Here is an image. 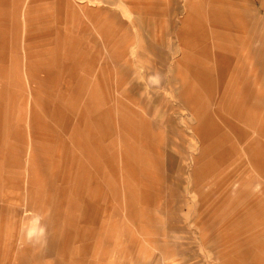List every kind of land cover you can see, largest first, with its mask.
I'll return each mask as SVG.
<instances>
[{
  "label": "crops",
  "instance_id": "obj_1",
  "mask_svg": "<svg viewBox=\"0 0 264 264\" xmlns=\"http://www.w3.org/2000/svg\"><path fill=\"white\" fill-rule=\"evenodd\" d=\"M49 1L57 4L54 13L48 9L38 13L31 10V21L45 22L46 20V24L31 25V33H28L31 60H27V64L29 68L31 67V74L39 75L46 83L52 84L54 90H57L56 88L59 90L55 92L57 95H33L30 114L31 130L46 135L53 129L40 117L41 114L47 115L56 110V107L51 105L56 99L66 109L68 106L72 107L71 109L78 107L79 117L76 122H73L70 117L72 114L67 115L66 112V131L69 132L72 143L80 153L72 155L67 151L64 130L56 131V141L53 144L34 141L33 150L27 162L29 184L26 190L31 206L33 193L31 191L36 180L34 169L39 166L34 150L40 151L43 155V163H46V167L50 161L53 164L55 160L56 163L59 162L57 177L60 179V185L56 186V190L60 198L53 211L64 212L65 207H68L79 213V218L68 219L70 224L66 227L75 229V238L83 248L79 249V254L80 252L82 254L87 243L90 244V239L97 237L95 243L101 246L103 245L100 242L102 232H105L106 238H110L113 231L111 228L105 231L102 228L99 232L100 236H96L97 233L94 234L87 229L89 218H93L91 213H96L97 210L94 202H82L81 197L89 196L90 191H94L96 202L97 197L103 194L102 185L106 182L107 176H110L117 186H108L111 192L109 194L117 196L121 189L120 194L124 196V210L130 223L135 221L137 200L141 205L147 206L146 209H142L143 211L146 212L150 208L153 212V205H155L154 210L159 211L162 202V183L165 179L164 172L180 175L181 164L176 157L183 155L180 147H183L184 141L189 139L184 136L178 137V123L174 119L169 121L171 126L169 130L177 135L170 137L161 127L164 113L163 108L159 110L161 106L163 107V98L159 95H154L152 101L147 97L143 99L144 95H129L125 102L115 95H93L94 87L92 95L85 98L82 91L86 80L82 77L94 74L95 84L108 82L111 77L110 59L114 65L117 62L126 61L123 59L127 57L126 50L131 36L107 10L98 9L78 16L72 11L74 9L70 6L69 0ZM6 3L5 0H0V6ZM62 3L69 4H67L69 8H66L67 13ZM132 3L137 4L135 7L140 10L139 13L135 12L138 15L136 23L139 24L140 29L135 34L151 37L149 47L152 46L156 55L159 52L163 55L166 49L179 52L178 59H172L171 63H167V67H181L174 74L180 86L177 99L195 120L190 140L198 138L201 141L200 155L197 158L194 157L195 166L190 172L192 178L190 190L201 197V204L208 209V211L204 209L203 212L209 213L202 216L205 220L201 226L200 236L203 241L214 236L220 246L236 240L240 238V235L236 234L240 227L233 229L234 232H229L227 229L219 230L225 220L222 213L231 209L240 196L249 197L247 182L249 180L259 182L256 173L261 174L264 179V142L260 140L264 138V29L261 26L262 20L253 22L261 14L260 11H253L256 3L259 6L260 0L257 2L255 0H139ZM69 9H72L71 12ZM111 18H113L112 22H110ZM7 19L0 11V77L11 75L10 70H13V66L7 71L6 65L14 62L18 49L15 34L18 29L16 21L12 18L15 26L7 28ZM246 20H253L251 21L253 24L249 25L250 27L245 25ZM10 35L12 39L9 38ZM95 35L99 39H96ZM254 35L258 40L263 36V40L261 45L253 46L252 49L256 51L257 56L249 65L244 63L245 60L248 61L245 59L244 51L251 47ZM168 37H171V42ZM170 46L173 47L170 48ZM63 51L73 52V62L62 56ZM66 69L74 73L75 70H79V73L72 79L64 80L62 75L63 71L66 73ZM174 76L169 82L170 85L174 82ZM125 77L126 74L118 76L115 78L117 80L115 83L120 85ZM190 78L192 81H189ZM6 90L5 87L0 88V200L3 201L5 198L4 202L7 203L16 196L11 192H4V186L7 187L12 181L17 182L14 185H18L19 181L18 188L20 187L21 157L24 155V148L19 144L15 146L16 142L22 139L23 133L18 125H14L15 121L9 122L8 111L12 110V103L16 99ZM102 105L103 108L100 109ZM83 108L89 112L95 126L108 128L110 164L107 170L100 169L99 154L102 156L105 154L104 147L93 146L96 144L95 140L85 141L77 130V125L83 124V120L80 119ZM62 109L63 107H60L57 110ZM151 116H154V124L150 120ZM229 132L235 135L237 143L240 142L238 144L241 145L242 157L250 167V175L247 178L235 180L237 186H234V189L237 191L238 188V197H232L230 200L231 197L228 199L226 195L224 199L225 195H221L212 201L210 198L217 189L221 188L224 178L220 182H206L202 188L200 181L203 180V176L212 173L216 164L222 163L226 157H231L232 151H238L239 147L232 144L231 151L219 150L213 159L208 158L214 149L222 148L226 143H230ZM8 161L11 165L7 164ZM79 161L80 164L81 161L90 162L96 168L99 180H95L96 177L79 167L73 170L72 168L76 167ZM173 163H176V171H172ZM8 166L19 167V174L15 177L3 176L2 173L8 169L11 170L7 168ZM168 178L171 176L166 179ZM69 181H73L74 185H69ZM258 185L260 186L259 194L253 195L251 202L248 203L250 204L248 211H251L249 222H247L249 227L256 229V232L250 236L251 243L249 241L256 252L253 259L250 258L243 264H264V218L257 223L254 217L264 210V183ZM137 187L140 191H136ZM227 189L230 190L229 187L223 190ZM9 195L12 196L10 199ZM71 195L77 196L79 200H70ZM45 202V199H39L37 204H34V210L43 209ZM3 210L4 208L0 209L1 212ZM113 211V216L116 217V210ZM219 211L221 212L218 214ZM154 221L156 224L164 222L162 218L156 216ZM200 221L201 219H197L196 224ZM161 234L165 239L167 235L164 232ZM55 236L67 239L66 242H68L74 235L68 234L61 228ZM59 245H61L58 249L60 257L66 256L68 248L65 247L66 245L60 243ZM157 247L162 254H173L176 251L173 247L169 248L163 239ZM142 250L143 245L134 240L133 244L125 249L124 256L138 258L135 253L138 251L141 253ZM226 262L223 260L218 264H229ZM235 264L238 263L235 261Z\"/></svg>",
  "mask_w": 264,
  "mask_h": 264
},
{
  "label": "rangeland",
  "instance_id": "obj_2",
  "mask_svg": "<svg viewBox=\"0 0 264 264\" xmlns=\"http://www.w3.org/2000/svg\"><path fill=\"white\" fill-rule=\"evenodd\" d=\"M5 1L7 3L0 6V11L5 15L6 19L9 18L6 20L8 25L7 28L12 25L15 26L13 22L16 21L18 29L15 34L18 40V49L15 56L16 61L14 59L12 64L6 65L7 71L13 66V70H10L11 75L9 77H0V88H7L6 91L16 99V101L12 103V110L8 111V114H10L9 122L15 121L16 124L14 125H18V128L23 133L21 136L22 139L16 142L15 146H18V144L21 145L24 148V155L21 157L22 164L20 172L22 176L20 187L18 188V179H16L18 185H14V183L17 182L12 181L7 187L4 186V192H11L16 197L14 198V196L12 197L9 195V199L12 197V200L7 203L4 202L5 198L3 201L0 200V209L4 208L3 212L0 211V264H218L223 260H226L229 264H235V261L238 264H243L244 261H248L250 258L253 259L256 250L254 249L255 247H252V244H250V236L256 232V229H252L247 223L249 222V212L251 211H248L250 207L248 203L251 202L250 200L253 195L259 194L260 186L258 184L264 183L263 176L256 173L255 175L259 179V182H252L251 180L247 182V189L250 191L249 197L240 196L238 200L234 202L231 209L229 208L222 213L225 220L223 221L222 227H219V230L224 231L227 229L229 232H234L233 229H238L240 227L236 232L237 235H240V238L221 246L218 244L217 240H215L214 236H210L206 241H203L200 232L202 231V223L205 220V218L203 219V215L207 213L203 211L204 209L208 211V209L201 204V197L190 190L192 186L190 172L195 166L194 157L197 158L200 155L201 141L198 138L190 140L195 120L189 115L184 105L177 99L180 86L177 79L175 80L174 74L180 66L167 67V63H171L170 61L172 59H178L179 52L166 49L163 55L161 52L156 55V52L152 50V46L149 47L151 43L150 39L152 38L146 35H142L141 37L135 34L137 30H140L139 24L136 23V17H138V15L135 12L139 13L140 10L135 7L137 4H133L132 2H138L139 0H69L70 6L74 9H69V12L72 10L78 16L89 12L92 13L91 11L98 9L102 11L107 10L111 16H115L117 23L119 22L124 30L126 29L131 36L126 50L127 57L123 59L126 61H120L114 65L110 59L109 70L111 77L108 79V82L104 81L102 84H95L96 78L94 74H88L85 75V77L82 75V78L86 80V84H83L84 88L82 94L85 98L88 95H92V88L95 87L93 95H115V97L119 96L125 102H127L126 97L129 95H144L143 99L147 97L150 101L154 99V95L161 96L163 98V107L161 106L159 110L163 108L164 113V120L161 123V127L168 132L170 137L178 134L179 138L184 136L189 139L184 141L185 145L183 147H180V151L183 155L178 156L176 153L178 157L174 155L178 159L179 164H181L182 170L180 175L177 176L174 172H164L165 179L162 183L163 192L161 208L159 207V211L154 210L155 205H153V212L150 208L145 212L142 209H146L147 206L141 205L137 200V210L134 214L135 221L132 223L127 220V213L123 205L124 196L120 194L121 189L118 191L117 196L109 194L111 192L108 186H117L114 184L113 178L107 176L104 185H102L103 183L100 181V185L103 186V194L97 197L96 202L94 201V191H90L89 196L81 197L80 199L82 202H94V205H96L95 209L97 211L96 213H91L93 218H89V223L86 226L90 232L94 234L97 233L96 236H100L99 232L102 228L104 231L107 228H111L113 235L112 237L110 236V238H106L105 232H102L100 237L102 239L100 242H102L103 245L101 246L100 244L97 246L95 243L97 237L96 239H90V244L87 243L86 247L84 245L85 251L82 252V254L81 252L79 254V249L82 248V244L75 238V229L73 227H66L70 224L68 219H74L75 217L79 218V213L74 211L73 208L71 209L68 207H65L66 209L64 212L56 213L53 211L60 198L56 190V186L60 185V179L57 177L59 162L57 161L56 163L54 159L55 163L53 164L52 161H50L49 165L46 167V163H43V155L37 150H34V152L37 154V163L39 166L34 169V177L36 180L35 186L31 191L33 193L31 194L30 206L26 190L29 184L27 162L33 150V142L39 141L53 144L56 141V131L64 130L67 151L72 155H78L80 152L72 143L69 132L66 131V112L68 113L67 115L72 114L70 117L73 119V122L78 120L79 115L78 107L71 109L72 107L68 106L66 109V107L56 99V101L51 104L53 107H56V110L54 112H49L47 115L41 114L40 117L43 122L52 126L53 129L46 135L31 130L30 114L33 95H57L55 92L59 90L58 88L54 90L53 85L46 83L39 75L38 77L31 74V67H28L27 60H31L29 58L31 49L28 45V33H31V25L37 26L46 24V20L45 22H42V20L37 22L35 20L31 21V10L38 13L48 9L54 13L57 4L49 0ZM255 1L257 2V0ZM67 4L68 3H62L66 13L69 8V4ZM259 6L256 3L253 7V11H260V16L254 21H251L256 23L262 20L261 26L264 29V0H260ZM11 17L14 21L11 20ZM112 21L113 18H111L110 22ZM251 21L246 20L245 25L249 26L253 24ZM32 22L34 23L32 24ZM9 38L12 39V35H10ZM96 39H99V37L96 36ZM168 39L171 42V37H168ZM262 40L263 36L258 40L257 36L254 35L251 47L249 46L250 48L248 47L244 51V55L246 56L245 59L248 60L247 62L245 60L244 63L249 65L253 63V59L257 55L256 51L252 48L253 46L256 47L259 46V44L261 45ZM175 45L174 43V46ZM116 47L115 45V48ZM171 47L173 46H170V48ZM62 53L63 57H67L73 62V52L63 51ZM166 55L167 59L165 60ZM78 73L79 70H75L74 73L66 69V73L63 71L62 76L64 80H69ZM123 74H126L124 82L120 85L116 84L115 82H117V80H115V78ZM256 74L259 75L257 72ZM173 76L174 82L170 85L169 82L173 80ZM189 81H192V79L190 78ZM190 83L192 84V82ZM60 107H63V109L57 110ZM101 108H103V105L100 109ZM83 109L84 111L82 110V114H80V119L83 120V124L77 125V130L81 138L85 141L91 142L95 140L96 144L93 146L104 147L105 154H103V156L99 154V159L101 161L100 169L107 170L108 164H110L108 128L103 129L98 125L95 126L96 124L93 123L89 112L85 108ZM171 119H174L178 123L177 128H179V130L177 134L169 130L171 129L169 124ZM150 120L154 124V116H151ZM55 122H57V124ZM229 136L231 139L230 143H226L222 148L214 149L211 152V156L207 155L208 158L211 157L213 159L214 156L219 153V150L222 152L225 150L231 151L232 144L239 147L238 151H232L233 154H231V157H226L222 163L216 164L214 170L211 171L212 173L203 176V180L200 181V186L202 188L206 182H220L224 178L221 188L217 189L210 198L212 201H214L217 196L221 195H225L224 199H226V195L228 199L231 197L230 200L232 197H238V188L237 191L234 189V186H237L235 180L238 178H247L248 175H250V167L245 158L242 157L241 145L238 144L240 142L237 143L235 135L231 132H229ZM18 138L17 136L16 139L18 140ZM260 140L264 142V138ZM239 155L241 157H239ZM7 164L11 165L9 161ZM76 165V167L72 168L73 170L79 167V169L85 170L90 173L91 176L96 177L95 180H99V178H97L96 168L91 165L90 162L81 161L80 164L79 161ZM19 167L8 166L7 168H11V170L8 169L2 174L3 176L12 175L15 177L19 174ZM171 167L172 171H176V163H173ZM168 176H171V178L166 179ZM122 181L124 182L123 179ZM68 184L74 185V182L69 181ZM223 187H229L230 190H223ZM138 190L140 191L139 187H137L136 191ZM226 191L228 192L226 193ZM42 198L46 200L43 204L44 208L41 210H34V204L36 205L38 200ZM70 200L78 201L79 198L75 195H71ZM113 210H116V217L113 216ZM220 212L221 211L217 213L219 214ZM155 216L162 218L164 222H162V224H156L154 221ZM254 217L257 219L256 222L258 223L261 218H264V210L258 213V216ZM197 219H201V221L196 224ZM61 228L67 231L68 234L74 235L68 242H66L67 239L65 240L55 236V233ZM163 232L167 235L165 239L161 234ZM162 239L167 242L169 248L173 247L176 249L173 254H162L158 250V243H161ZM63 240H65L64 243ZM134 240L143 245V250L141 253L139 251L135 253L138 258H127V256H124L126 253L125 249L128 248L130 244H133ZM59 243L66 245L65 247L68 248V254L66 256L60 257L58 249L61 245H59ZM102 251L104 252L102 253ZM246 258L247 260H245Z\"/></svg>",
  "mask_w": 264,
  "mask_h": 264
}]
</instances>
